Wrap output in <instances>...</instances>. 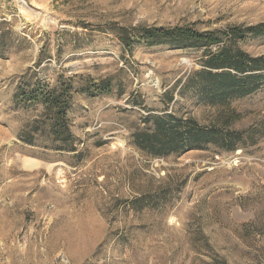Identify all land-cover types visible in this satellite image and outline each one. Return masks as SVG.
<instances>
[{"label": "rangeland", "instance_id": "obj_1", "mask_svg": "<svg viewBox=\"0 0 264 264\" xmlns=\"http://www.w3.org/2000/svg\"><path fill=\"white\" fill-rule=\"evenodd\" d=\"M258 24L264 0H0V264L264 262V87L229 105L239 115L233 130L261 128L255 145L150 158L130 145L147 116L167 110L209 125L226 108L181 89L201 50L128 51L115 35ZM237 45L264 56V37ZM41 51L40 79L112 77L110 94L75 96L73 153L18 139L35 113L15 109L13 96Z\"/></svg>", "mask_w": 264, "mask_h": 264}, {"label": "trees", "instance_id": "obj_2", "mask_svg": "<svg viewBox=\"0 0 264 264\" xmlns=\"http://www.w3.org/2000/svg\"><path fill=\"white\" fill-rule=\"evenodd\" d=\"M122 48L131 51L135 46L169 47L201 50L200 69L191 72L181 89L190 90L196 99L217 108H226V114L217 122L202 125L191 117L176 116L162 111L143 119L144 128L134 131L130 145L140 153L155 159L180 156L190 151L213 147L220 152H234L244 145H255L262 135L261 128L237 131L231 128L239 119L229 108L232 101L251 96L264 87V56L253 57L237 45L248 38L264 37V24L230 27L225 31L198 32L189 27L118 28L115 31ZM0 39V57L2 52ZM44 51L38 56L33 69L19 77L13 96L14 108L31 111L34 118L26 122L18 139L29 145L73 153L76 151L69 113L75 96L94 98L112 91V77L93 81L77 76L57 74L52 80L38 78L35 69L43 64ZM172 97H168V102ZM148 194L135 198L137 205L148 199ZM211 264H227L213 259ZM252 264H264L262 259Z\"/></svg>", "mask_w": 264, "mask_h": 264}, {"label": "bare ground", "instance_id": "obj_3", "mask_svg": "<svg viewBox=\"0 0 264 264\" xmlns=\"http://www.w3.org/2000/svg\"><path fill=\"white\" fill-rule=\"evenodd\" d=\"M25 165H31V166H37V164H31V163H29V162H25Z\"/></svg>", "mask_w": 264, "mask_h": 264}]
</instances>
